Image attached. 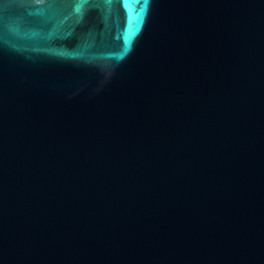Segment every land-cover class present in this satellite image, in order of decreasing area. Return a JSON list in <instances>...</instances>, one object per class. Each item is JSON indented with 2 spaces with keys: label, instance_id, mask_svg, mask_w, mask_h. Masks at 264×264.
Masks as SVG:
<instances>
[{
  "label": "water",
  "instance_id": "obj_1",
  "mask_svg": "<svg viewBox=\"0 0 264 264\" xmlns=\"http://www.w3.org/2000/svg\"><path fill=\"white\" fill-rule=\"evenodd\" d=\"M0 264H264V0H0Z\"/></svg>",
  "mask_w": 264,
  "mask_h": 264
}]
</instances>
